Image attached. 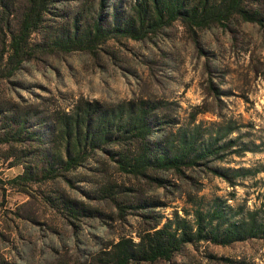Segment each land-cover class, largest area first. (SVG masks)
I'll return each instance as SVG.
<instances>
[{"label": "rangeland", "instance_id": "1", "mask_svg": "<svg viewBox=\"0 0 264 264\" xmlns=\"http://www.w3.org/2000/svg\"><path fill=\"white\" fill-rule=\"evenodd\" d=\"M132 1L105 0L98 11V0H55L58 15L49 23L54 28L69 24L81 6L86 25L98 12L107 25L112 12L126 15ZM244 6L260 12L259 23L233 15L223 25L191 30L176 21L141 41L110 37L93 52L40 55L0 83L2 97L22 99L43 113L67 111L78 100L108 108L148 101L170 120L153 127L152 136L189 133L197 126L198 141H205L219 131L218 145L228 139L235 143L220 153L221 160H209L208 167L258 171L230 188L195 166L184 171L186 184L167 173L160 175L166 182L158 188L122 175L108 155L96 153V162L66 174L68 184L58 178L33 186L27 194L6 189L0 195V264H87L120 236L134 237V231L156 219L181 216L192 200L203 210L215 197L231 206L244 203L264 217V0H245ZM227 127L233 132L224 137ZM19 171L0 166V178ZM108 184L115 201L104 197L102 188ZM60 196L81 208L78 218L49 206L47 200ZM219 257L264 264V241L228 247L198 243L184 246L168 262L152 264H223Z\"/></svg>", "mask_w": 264, "mask_h": 264}, {"label": "trees", "instance_id": "2", "mask_svg": "<svg viewBox=\"0 0 264 264\" xmlns=\"http://www.w3.org/2000/svg\"><path fill=\"white\" fill-rule=\"evenodd\" d=\"M244 1L133 0L126 15L112 12L107 25L99 12L86 25L81 20L86 9L80 6L69 24L54 28L49 21L58 15L54 12L55 0H0V83L9 81L25 63L40 55L93 52L110 37L141 41L176 21L191 30L223 25L233 15L259 23L260 12L246 8ZM104 2L98 0V11ZM1 94L0 90V166L6 170L20 168L13 177L0 178L2 196L6 189L27 194L33 186L58 178L68 184L66 174L85 168L89 161L96 162V153L108 155L122 175L148 180L158 188L166 182L160 175L167 173L186 184L184 171L195 166H203L230 188L237 186V180L258 172L252 168L208 167L209 160H221L220 153L235 143V139H228L218 145L219 131L205 141H198L197 126L189 133L152 136L153 127L165 126L170 120L148 101L108 108L97 101L78 100L67 111L51 109L43 113L22 99ZM232 132L227 127L224 137ZM102 192L105 198L117 200L109 184ZM191 202V208L182 209L181 216L174 213L163 222L156 219L149 227L134 231V237L120 236L87 264L168 262L184 246L206 243L228 247L250 240L264 241V217L259 209H248L244 203L231 206L218 197L205 210L198 201ZM47 203L51 208L60 206L72 219L81 212L73 200L61 196ZM218 261L242 264L230 258L219 257Z\"/></svg>", "mask_w": 264, "mask_h": 264}]
</instances>
